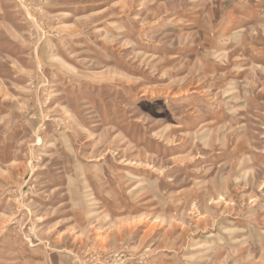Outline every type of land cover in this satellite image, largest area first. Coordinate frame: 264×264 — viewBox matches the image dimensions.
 Returning a JSON list of instances; mask_svg holds the SVG:
<instances>
[{
	"label": "rangeland",
	"instance_id": "obj_1",
	"mask_svg": "<svg viewBox=\"0 0 264 264\" xmlns=\"http://www.w3.org/2000/svg\"><path fill=\"white\" fill-rule=\"evenodd\" d=\"M0 264H264V0H0Z\"/></svg>",
	"mask_w": 264,
	"mask_h": 264
},
{
	"label": "bare ground",
	"instance_id": "obj_2",
	"mask_svg": "<svg viewBox=\"0 0 264 264\" xmlns=\"http://www.w3.org/2000/svg\"><path fill=\"white\" fill-rule=\"evenodd\" d=\"M57 186V185H56ZM55 187V186H54ZM58 190H60V187H56L55 189H54V191H58Z\"/></svg>",
	"mask_w": 264,
	"mask_h": 264
}]
</instances>
